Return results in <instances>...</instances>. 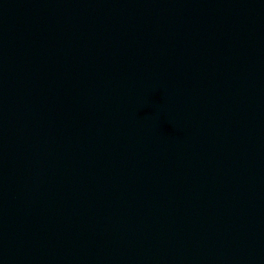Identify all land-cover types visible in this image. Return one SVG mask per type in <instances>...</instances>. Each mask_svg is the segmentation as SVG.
Masks as SVG:
<instances>
[{
    "label": "water",
    "instance_id": "water-1",
    "mask_svg": "<svg viewBox=\"0 0 264 264\" xmlns=\"http://www.w3.org/2000/svg\"><path fill=\"white\" fill-rule=\"evenodd\" d=\"M0 264H264V0H0Z\"/></svg>",
    "mask_w": 264,
    "mask_h": 264
}]
</instances>
